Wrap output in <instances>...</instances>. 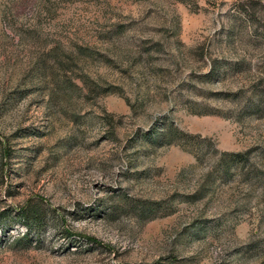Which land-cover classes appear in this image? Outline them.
I'll return each instance as SVG.
<instances>
[{"label":"rangeland","instance_id":"rangeland-1","mask_svg":"<svg viewBox=\"0 0 264 264\" xmlns=\"http://www.w3.org/2000/svg\"><path fill=\"white\" fill-rule=\"evenodd\" d=\"M0 264H264V0H0Z\"/></svg>","mask_w":264,"mask_h":264},{"label":"trees","instance_id":"trees-1","mask_svg":"<svg viewBox=\"0 0 264 264\" xmlns=\"http://www.w3.org/2000/svg\"><path fill=\"white\" fill-rule=\"evenodd\" d=\"M201 113H205V112H201ZM161 132H162L161 136H165V137H162L160 139V141L162 143L164 142L166 144H172V143L182 144L183 141H185V137H186L185 133L172 124L169 125L165 130H163ZM1 151L2 152L4 151V147L1 148ZM241 156H242V154H240V153H226V152H224L216 158V162H217L218 167H220V161L223 163V161H225V159H226V161H231L232 163H234V162H236L234 160L240 159ZM229 172H230V168L228 165H226V167L224 169V174H229ZM150 204H151V206H149L148 208H145L143 210V212H142L143 215H153L155 213V211H156L155 205L157 203L151 202ZM28 215L29 214L27 211L26 212L23 211V212H21L20 215H18V217L28 219V217H29ZM5 216L6 215H3L1 217L5 218ZM25 225L27 228H30V226H31L30 222H28V221H26Z\"/></svg>","mask_w":264,"mask_h":264}]
</instances>
